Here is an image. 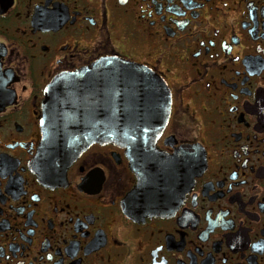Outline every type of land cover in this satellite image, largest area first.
<instances>
[{
	"label": "flooded vegetation",
	"instance_id": "obj_1",
	"mask_svg": "<svg viewBox=\"0 0 264 264\" xmlns=\"http://www.w3.org/2000/svg\"><path fill=\"white\" fill-rule=\"evenodd\" d=\"M108 59L163 84L181 159L94 144L45 177L46 87ZM0 264H264V0H0Z\"/></svg>",
	"mask_w": 264,
	"mask_h": 264
},
{
	"label": "water",
	"instance_id": "obj_2",
	"mask_svg": "<svg viewBox=\"0 0 264 264\" xmlns=\"http://www.w3.org/2000/svg\"><path fill=\"white\" fill-rule=\"evenodd\" d=\"M165 91L163 84L145 74L140 66L116 59L56 77L45 89L42 140L37 156L41 172L47 178L63 177L71 164L94 144L127 148L134 170L135 161L140 158L146 159L147 167L176 166L175 162L182 157L181 150L166 156L154 148L171 111ZM162 176L167 177L168 173ZM153 185L151 180L147 187L139 186L128 203L133 206L142 189L154 195L159 189ZM152 199H141L146 200L140 205L144 214L175 209L156 206Z\"/></svg>",
	"mask_w": 264,
	"mask_h": 264
}]
</instances>
